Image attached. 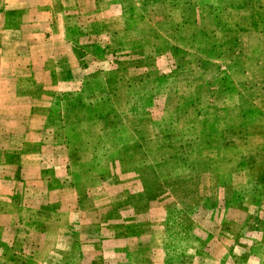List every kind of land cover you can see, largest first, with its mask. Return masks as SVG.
Instances as JSON below:
<instances>
[{
    "label": "rangeland",
    "instance_id": "obj_1",
    "mask_svg": "<svg viewBox=\"0 0 264 264\" xmlns=\"http://www.w3.org/2000/svg\"><path fill=\"white\" fill-rule=\"evenodd\" d=\"M115 1L107 11L94 9L92 23L76 12L71 29L78 40L69 35L32 47L61 56L32 58L38 65L50 67L55 60L74 76L50 107L45 146L49 157H57L56 167L49 166L54 173H63L66 160L77 165L71 183L78 201L68 202L69 193L62 191L59 204L46 207L64 213L46 219L44 248L29 253L37 252L35 264H228L218 233L238 212L264 207V0H165L219 3L214 33L188 43L199 49L188 58L201 62L203 73L211 71L207 64L214 58L208 80L211 85L220 79L221 89L215 100L207 91L204 105L173 107L161 96L145 110L132 96L124 107L123 94V106L119 99L113 105L100 80V35L124 32L115 19L123 14L120 4L127 5L126 17L134 15L133 0ZM103 14L109 18L104 27ZM106 101L112 122L101 120ZM54 225H60L58 232L49 231Z\"/></svg>",
    "mask_w": 264,
    "mask_h": 264
},
{
    "label": "crops",
    "instance_id": "obj_2",
    "mask_svg": "<svg viewBox=\"0 0 264 264\" xmlns=\"http://www.w3.org/2000/svg\"><path fill=\"white\" fill-rule=\"evenodd\" d=\"M117 3L115 0H0V264H35L37 252L29 251L44 248L46 219L50 220L57 212L64 213L58 209L47 211L46 207L58 205L62 191L69 193L68 202L78 201L76 185L71 183V175L75 173L72 170L77 165L66 160L68 167L62 165L63 173H54L50 168L58 164L57 157H49L45 146V123L50 107L56 95L72 84L74 76L63 73L55 60L50 67L38 65L32 58L61 56L32 47L34 43L66 41L69 35L74 36L72 40H78L71 29L76 12H80L85 23L91 22L94 9L107 11ZM132 3V17H126L127 5L121 4L123 14L115 17L124 32L101 34L100 41L104 44L95 57L101 83L115 99L113 105L119 99L123 106L121 94L126 99L124 107L132 96L133 103L141 110L152 107L161 96L173 107L204 105L208 103L205 94L209 90L217 96L220 79L215 78L211 85L208 80L215 72L214 58L207 64L212 66L211 71L201 72V62L193 64L188 58L189 51L199 49L188 43H194L200 34L211 37L220 18L219 3L165 0L159 5L141 0ZM158 9L162 12L160 17ZM193 10L197 13L190 18ZM108 19L102 15V27L108 24ZM203 23L206 25L201 27ZM64 27L67 35L63 33ZM55 28L58 33L54 36ZM173 28L177 31L173 32ZM182 29L187 34L181 33ZM84 37L87 41L88 37ZM242 37L240 34L235 43L240 44ZM179 41L187 44H177ZM101 106H108L101 110V120L112 122L114 113L110 103L102 102ZM128 121L132 123L133 119ZM140 121L141 127L136 130L140 135L139 145L144 142L145 120ZM261 208L238 212L229 227L218 233L220 250L227 256L228 264H264V207ZM49 229L58 232L60 225Z\"/></svg>",
    "mask_w": 264,
    "mask_h": 264
}]
</instances>
